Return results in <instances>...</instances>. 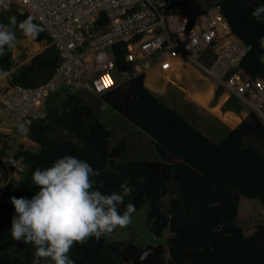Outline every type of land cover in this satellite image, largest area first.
Returning a JSON list of instances; mask_svg holds the SVG:
<instances>
[{
	"label": "trees",
	"instance_id": "obj_1",
	"mask_svg": "<svg viewBox=\"0 0 264 264\" xmlns=\"http://www.w3.org/2000/svg\"><path fill=\"white\" fill-rule=\"evenodd\" d=\"M166 1L187 17L189 26L207 11L199 0ZM219 4L233 36L251 46L242 72L251 77L264 75V45L259 43L264 38V22L251 16L264 0H223ZM12 16L19 22L29 14L15 11ZM36 41L49 42L45 30ZM206 54L213 58L210 52ZM59 62L50 45L28 65L17 68L13 80L36 86L35 78L47 80ZM116 64L120 71L128 69L121 46ZM13 67V50L6 51L0 57V70ZM55 94L48 100L47 118L30 127L29 137L38 147L20 144L14 153L22 160L25 177L12 178L6 141L0 147V168L6 179L0 191V264H33V245L11 237L16 213L10 201L13 197L31 199L38 190L32 183L33 172L65 155L85 160L98 170L95 187L104 193L119 191L124 184L131 186L133 192L125 204H135L136 210L148 205L149 230L155 237L166 238L164 244L146 248L124 242L108 245L106 235L90 238L71 248L74 264H264V218L251 234L239 218L243 197L264 207V124L255 111L217 143L146 89L143 74L133 76L124 87L112 88L98 100L148 134L158 157L123 162L120 158L127 144H111V133L99 120L96 107L76 92L63 91L57 98ZM246 138L253 141L245 143ZM171 183L177 185L180 199L166 203ZM47 264H51L48 259Z\"/></svg>",
	"mask_w": 264,
	"mask_h": 264
},
{
	"label": "built area",
	"instance_id": "obj_2",
	"mask_svg": "<svg viewBox=\"0 0 264 264\" xmlns=\"http://www.w3.org/2000/svg\"><path fill=\"white\" fill-rule=\"evenodd\" d=\"M13 9L28 13L44 27L60 62L36 86L15 82L17 67L0 80V147L4 141L14 142V125L26 124L29 134L35 121L46 119L48 100L58 91L84 90L100 96L144 75L155 60L182 56L197 64L207 52L213 56L208 72L246 101L264 124V75L242 72L251 46L233 36L219 3L191 26L166 0H11L10 4L0 0V23L1 16ZM118 46L124 50L125 71L116 64ZM7 157L12 178L19 180L22 160L14 153Z\"/></svg>",
	"mask_w": 264,
	"mask_h": 264
},
{
	"label": "clouds",
	"instance_id": "obj_3",
	"mask_svg": "<svg viewBox=\"0 0 264 264\" xmlns=\"http://www.w3.org/2000/svg\"><path fill=\"white\" fill-rule=\"evenodd\" d=\"M251 16L264 22V4L256 7ZM34 19L29 15L18 22L16 16H11L7 24L0 23V57L16 48L17 29L26 39L35 41L39 37L45 29ZM259 43L264 45V38ZM8 75L0 70V78ZM99 175L85 160L65 155L50 167L33 172L32 183L38 190L31 199L11 198L16 215L10 234L16 241L33 245V264H40L41 259L51 264H74L69 256L74 244L100 239L132 223L136 206L125 204V199L133 188L124 184L119 191L104 193L95 187L93 178ZM2 187L4 184H0Z\"/></svg>",
	"mask_w": 264,
	"mask_h": 264
},
{
	"label": "crops",
	"instance_id": "obj_4",
	"mask_svg": "<svg viewBox=\"0 0 264 264\" xmlns=\"http://www.w3.org/2000/svg\"><path fill=\"white\" fill-rule=\"evenodd\" d=\"M206 55L205 53L200 64L197 63L198 65L182 56L171 57L165 60H155L152 67L144 74V85L146 89L160 100H162V97L170 94L181 95L183 101L179 104L168 103L165 100L162 101L182 117L189 120L192 125L202 131L211 140L219 143L247 117L250 111L254 110L246 101L228 91L208 72L212 67L213 58ZM229 94L246 102L251 110L237 106V100L234 103L232 101L230 103ZM12 128L14 131L13 138H17V143L24 142L23 144L27 147L36 144L30 139L29 134H24L20 130L19 125H14ZM146 135L149 137L147 140L149 149L155 151V157L157 158L156 146L151 137L148 134ZM252 141V138L245 139V143ZM5 183L6 179L0 168V184L5 185ZM2 188H0V191ZM179 199L178 187L175 183H171L169 194L165 201L168 203L169 200ZM241 205L244 207L257 206L262 214L261 219L256 215L244 217L241 212ZM239 218L240 224L244 227L246 233L251 234L255 226L260 224L264 218V207L256 200L243 197L240 201Z\"/></svg>",
	"mask_w": 264,
	"mask_h": 264
},
{
	"label": "rangeland",
	"instance_id": "obj_5",
	"mask_svg": "<svg viewBox=\"0 0 264 264\" xmlns=\"http://www.w3.org/2000/svg\"><path fill=\"white\" fill-rule=\"evenodd\" d=\"M205 9H209L217 3L222 2L223 0H199ZM16 10H12L10 12L5 13L1 16V23L9 19L13 15ZM18 37V43L16 48L13 50V59L15 63V67L20 68L21 66L28 65L32 58L39 53L45 51L47 47L50 46L48 41L38 42L26 39L19 30L16 31ZM200 64V63H198ZM197 64V65H198ZM3 71V70H2ZM47 77L37 76L35 78L36 84H39L46 80ZM63 94V91L59 92ZM60 94H55L53 97H60ZM76 94L81 95L85 99H87L92 105L96 107L97 115L99 120L104 123L110 133H111V144L117 145L121 141H125L127 144V149L123 153L120 158L121 161L126 162L135 159H156L155 151L149 149V144H147L148 136L140 131L134 124L128 121L124 116L113 111L111 108L107 107L105 103H102L98 100V96L89 93L84 90L76 91ZM162 100L166 102H171L173 104H179L183 101L181 95H168L162 97ZM229 100L234 103L236 102L237 106L240 108L251 110L249 105L234 97L232 94H229ZM52 103V101H51ZM230 106H232L230 104ZM235 107V106H234ZM235 112V110H234ZM17 138H14V142L8 143L6 148L4 149L5 154L8 156L16 152L18 146L23 144L24 142L17 143ZM19 139V138H18ZM146 143V144H145ZM33 149L38 147L37 144L30 146ZM26 175V170L21 172L20 176L23 178ZM148 205L143 206L142 208L136 210L132 216V223L126 228H117L111 234L106 235L105 243L106 244H115L118 242L124 243H133L140 247L146 248L147 246H154L157 244H164L166 238L163 237H155L148 227ZM241 212L243 216L251 217L252 215L258 216L261 219V212L257 206H242ZM246 223V222H244ZM41 264H47V259H41Z\"/></svg>",
	"mask_w": 264,
	"mask_h": 264
},
{
	"label": "water",
	"instance_id": "obj_6",
	"mask_svg": "<svg viewBox=\"0 0 264 264\" xmlns=\"http://www.w3.org/2000/svg\"><path fill=\"white\" fill-rule=\"evenodd\" d=\"M19 128H20V130H22V131L24 132V134H28V127H27L26 124L21 123V124L19 125ZM145 254H146V253H145Z\"/></svg>",
	"mask_w": 264,
	"mask_h": 264
}]
</instances>
